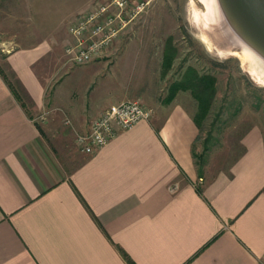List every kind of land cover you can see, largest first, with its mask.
Listing matches in <instances>:
<instances>
[{"label": "crops", "instance_id": "1", "mask_svg": "<svg viewBox=\"0 0 264 264\" xmlns=\"http://www.w3.org/2000/svg\"><path fill=\"white\" fill-rule=\"evenodd\" d=\"M67 38L55 57L46 42L0 50V264H128L117 247L133 264H262L261 127L202 177L197 127L175 94L83 152L75 134L119 100L98 57L68 64Z\"/></svg>", "mask_w": 264, "mask_h": 264}, {"label": "rangeland", "instance_id": "2", "mask_svg": "<svg viewBox=\"0 0 264 264\" xmlns=\"http://www.w3.org/2000/svg\"><path fill=\"white\" fill-rule=\"evenodd\" d=\"M85 1L0 0V50L46 42L53 56H60L74 16L69 14ZM206 13L201 0H150L98 57L100 71L113 74L112 101L135 99L150 108L151 101L164 100L170 83L187 67L214 76V94L191 147L195 170L202 177L228 168L242 150L240 136L249 126L258 124L264 140V84L243 58V49L211 29ZM204 34L210 45L202 40ZM54 65L42 60L44 71ZM175 94L191 114L196 111L188 89Z\"/></svg>", "mask_w": 264, "mask_h": 264}, {"label": "built area", "instance_id": "3", "mask_svg": "<svg viewBox=\"0 0 264 264\" xmlns=\"http://www.w3.org/2000/svg\"><path fill=\"white\" fill-rule=\"evenodd\" d=\"M149 1L91 0L68 24L64 45L67 60L83 63L102 55L127 22L141 13ZM151 113L150 107L135 99L110 103L90 120L87 131L75 134V142L79 150L92 152L119 131L148 119Z\"/></svg>", "mask_w": 264, "mask_h": 264}, {"label": "water", "instance_id": "4", "mask_svg": "<svg viewBox=\"0 0 264 264\" xmlns=\"http://www.w3.org/2000/svg\"><path fill=\"white\" fill-rule=\"evenodd\" d=\"M218 5L221 18L229 32L252 50L258 56L260 64L264 66V0H228L227 9L230 12L226 14L227 17L220 11L222 9L221 1L218 2ZM235 16H241L243 19L245 17L250 24H247L246 27L242 26L239 23L240 20H236Z\"/></svg>", "mask_w": 264, "mask_h": 264}, {"label": "trees", "instance_id": "5", "mask_svg": "<svg viewBox=\"0 0 264 264\" xmlns=\"http://www.w3.org/2000/svg\"><path fill=\"white\" fill-rule=\"evenodd\" d=\"M178 89H188L195 99L196 111L192 114V119L198 129L200 119L208 111L209 103L214 94V76L209 73H198L193 67L189 66L184 70L180 79L170 83L168 94L164 100L170 99ZM198 175L201 174L198 173ZM197 190H199L198 187ZM117 248L125 261L128 264H133L127 255L119 247Z\"/></svg>", "mask_w": 264, "mask_h": 264}, {"label": "bare ground", "instance_id": "6", "mask_svg": "<svg viewBox=\"0 0 264 264\" xmlns=\"http://www.w3.org/2000/svg\"><path fill=\"white\" fill-rule=\"evenodd\" d=\"M206 9H207V13L205 14L206 16H208V25H210L211 29L212 30H216L217 34L220 35L219 37L221 38V34L223 35V37L221 38L222 39H226V41H229V43H231L232 46H237L241 49H243V52H244V57H246V59H248L250 61V64L252 65V72L254 75H256V78L259 82L263 83L264 84V74H262L260 72V70H258L257 68H260L264 71V66L262 64H260L259 62V59H258V56L252 51L250 50L249 48H247V46H245V44H243V42H240L238 40V38L232 34L231 32H229L224 20H222L221 18V14L219 12V5H218V2L221 1V5H222V9L220 10L223 14L225 13V16L226 14H228L230 11L227 9V2L226 0H201ZM219 7V9H218ZM195 11V10H193ZM205 12V11H204ZM195 14V13H194ZM197 16V15H196ZM195 16L193 15V18ZM198 17V16H197ZM227 17V16H226ZM236 17V20H240V24L242 26H247V24H250V22L244 17H241V16H235ZM246 19V20H245ZM198 20H195V22H197ZM207 23V22H206ZM205 23V24H206ZM199 24V23H197ZM200 25V24H199ZM198 25V27H200ZM204 26V24H203ZM248 29V27H247ZM201 30V29H200ZM204 30V29H203ZM257 30V29H256ZM259 31V30H258ZM202 32V31H201ZM260 32V31H259ZM203 33V32H202ZM220 33V34H219ZM261 33V32H260ZM216 35V34H215ZM202 40L204 42H206L207 44L210 45V41L208 40L207 36L204 34L202 37ZM220 42V41H219ZM225 43V42H224ZM228 43V42H227ZM226 43V44H227ZM214 44V43H213ZM239 44V45H238ZM230 53V52H229ZM242 57V56H241ZM242 58V59H243Z\"/></svg>", "mask_w": 264, "mask_h": 264}]
</instances>
